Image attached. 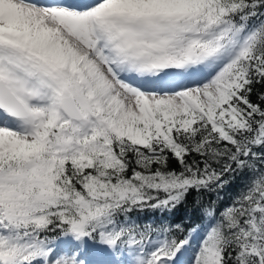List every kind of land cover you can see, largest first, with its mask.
I'll use <instances>...</instances> for the list:
<instances>
[{"label":"snow or ice","instance_id":"obj_1","mask_svg":"<svg viewBox=\"0 0 264 264\" xmlns=\"http://www.w3.org/2000/svg\"><path fill=\"white\" fill-rule=\"evenodd\" d=\"M0 264H264V0H0Z\"/></svg>","mask_w":264,"mask_h":264},{"label":"trees","instance_id":"obj_2","mask_svg":"<svg viewBox=\"0 0 264 264\" xmlns=\"http://www.w3.org/2000/svg\"><path fill=\"white\" fill-rule=\"evenodd\" d=\"M256 97L253 96V99ZM169 166L172 168H178V163L170 159ZM249 173L235 172L225 176V179L229 180L222 189L214 191H204L197 193L192 190L185 201L179 204L171 212H160V211H145V212H134L133 216L138 218L141 222L153 221L156 224L167 222L169 224H182L185 229H190L201 224L203 217L201 215V206L208 204L210 201L216 202L219 209L224 208L232 202V200L240 193L242 188L249 181ZM198 202H201L198 206ZM206 224L207 220H203Z\"/></svg>","mask_w":264,"mask_h":264},{"label":"rangeland","instance_id":"obj_3","mask_svg":"<svg viewBox=\"0 0 264 264\" xmlns=\"http://www.w3.org/2000/svg\"><path fill=\"white\" fill-rule=\"evenodd\" d=\"M196 241H193V248L195 247ZM188 255H191V252H189Z\"/></svg>","mask_w":264,"mask_h":264}]
</instances>
